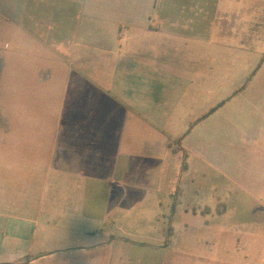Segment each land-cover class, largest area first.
Returning a JSON list of instances; mask_svg holds the SVG:
<instances>
[{
    "label": "crops",
    "instance_id": "1",
    "mask_svg": "<svg viewBox=\"0 0 264 264\" xmlns=\"http://www.w3.org/2000/svg\"><path fill=\"white\" fill-rule=\"evenodd\" d=\"M260 46L264 0H0V264H102L108 230L261 264L237 174L179 169V96L253 79Z\"/></svg>",
    "mask_w": 264,
    "mask_h": 264
},
{
    "label": "rangeland",
    "instance_id": "2",
    "mask_svg": "<svg viewBox=\"0 0 264 264\" xmlns=\"http://www.w3.org/2000/svg\"><path fill=\"white\" fill-rule=\"evenodd\" d=\"M251 59L247 67L256 69L264 56L254 57L258 62H251ZM262 69L253 79L251 74L247 79L233 77L229 89L221 87L208 94L179 96L184 100L179 110V169L205 166L199 160L193 161L195 153L200 151L211 155L209 165L212 168H224L237 174L241 181H233L231 185L229 199L233 204L232 210H244L246 203L254 197L258 199L262 211L243 215L258 222L256 232L261 237L258 238L260 252L255 257L259 263L264 264V94H260L264 90V66ZM255 168H258L256 172L253 171ZM238 202L242 206L236 205ZM244 225L233 222L232 229L244 231ZM105 227L110 229L112 224L106 222ZM253 227L255 225L250 226L251 229ZM104 234L105 247H109V250L104 251L102 264H156L167 260L182 264L194 259L191 255L179 253L167 256L147 254L138 251L143 242L137 236L110 230Z\"/></svg>",
    "mask_w": 264,
    "mask_h": 264
}]
</instances>
